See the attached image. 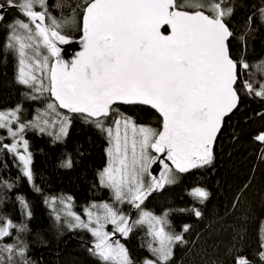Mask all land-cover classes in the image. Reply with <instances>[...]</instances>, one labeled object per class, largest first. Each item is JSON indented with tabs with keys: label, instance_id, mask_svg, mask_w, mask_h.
<instances>
[{
	"label": "snow or ice",
	"instance_id": "snow-or-ice-1",
	"mask_svg": "<svg viewBox=\"0 0 264 264\" xmlns=\"http://www.w3.org/2000/svg\"><path fill=\"white\" fill-rule=\"evenodd\" d=\"M65 6L78 12V19L53 16L48 0H0V24L5 23L6 11L19 13L7 22L0 56L5 52L15 56L16 82L29 89L28 99L39 100L46 94L49 98L45 109L37 110L29 121L21 120V105L0 109V132L4 133L0 154L11 155L23 177L40 191L33 183L32 154L24 133L28 129L45 133L59 125L54 135L60 140L67 136L71 121L59 109L80 114L106 135L110 145L108 164L99 173L100 185L110 190L114 204L127 203L139 210V216L133 219L114 204L92 203L84 208L82 218L71 210L72 197L53 196L45 202L56 226L62 222L70 230L88 231L94 238L88 251L98 264H133L127 248L114 238L117 234L127 238L134 228L146 227L151 237L148 248L155 259L144 264H168L174 246L186 243L183 233L190 226L184 225L180 233L170 231L171 210L156 215L141 206L153 193L175 184L177 173L211 164L218 134L226 117L238 109L242 95L264 100V59L249 62L246 58V37L257 22L264 24V8L234 27L229 0H84L76 6L58 0L55 5ZM72 25L80 28L83 49L65 63L57 42L69 43L62 33ZM165 26L170 29L167 35L162 32ZM51 58H56L54 63ZM118 105L154 109L161 118V130L136 124ZM110 117L112 123L106 125ZM255 140L264 144V133ZM157 162L162 166L159 176L150 171ZM62 166L71 167V159ZM13 186L0 177V187L11 190ZM192 195L199 203L209 197L200 187ZM16 199L30 219L27 201L23 196ZM238 203H233V211ZM191 212L202 216L199 208ZM107 225L113 226L111 232ZM27 229V224L0 215V264H29L27 245L19 238ZM9 237L12 242L3 243ZM258 254L264 261V240ZM233 260L252 264L239 253Z\"/></svg>",
	"mask_w": 264,
	"mask_h": 264
},
{
	"label": "trees",
	"instance_id": "trees-1",
	"mask_svg": "<svg viewBox=\"0 0 264 264\" xmlns=\"http://www.w3.org/2000/svg\"><path fill=\"white\" fill-rule=\"evenodd\" d=\"M58 0H48V10L58 19L74 15L72 8H57ZM66 5H82L84 0H62ZM234 8L231 24L239 27L249 16L258 15L264 8V0H229ZM19 13L6 11L5 23L0 24V42L6 37V25ZM22 18V17H21ZM68 36H80L77 25ZM73 31V30H72ZM166 29L163 32L166 33ZM71 32V31H70ZM68 32V33H70ZM249 62L264 59V24L257 22L254 30L246 37ZM234 52L239 46L233 42ZM17 61L15 56H0V109L22 106L21 120L35 118L37 110L43 111L49 101L47 94L39 100L28 99L29 89L16 82ZM131 116L138 125L160 130V118L150 109L142 106H117ZM71 123L67 136L55 139L56 128L39 133L28 129L24 136L32 154L31 168L36 191L18 167V162L7 154H0V177L14 183L11 190L0 187V215L10 218L14 223H25L27 231L19 238L27 245L26 258L29 264H98L97 258L89 253L88 247L94 239L83 229H69L61 222L56 226L52 210L45 201L53 196L72 197V211L83 216L84 208L92 203L114 204L109 189L99 183V172L107 166L109 147L104 133L93 124L86 123L80 114H69ZM112 117L106 125L112 123ZM264 132V100L242 95L238 109L224 123L213 147V160L204 167L192 169L187 173H177V182L151 195L141 206L142 209L160 215L169 212L170 231L180 233L184 225L185 244L173 248V256L168 264H223L234 262L239 253L252 264H264L259 257L260 243L264 240V144L254 139ZM0 132V135H3ZM5 142H8L6 140ZM71 159L72 166L64 167L62 162ZM149 178L146 176L145 180ZM196 187L203 188L209 197L203 203L192 195ZM23 196L29 205L31 218L23 215L16 199ZM237 210H232L235 201ZM115 205V204H114ZM118 209L129 215L131 205L117 204ZM199 208L200 218L191 209ZM58 208V205H57ZM186 209V211H181ZM139 216V210L135 213ZM14 236H15V230ZM112 231V229H110ZM146 227H137L120 242L127 248L133 264H144L146 259H155L149 251L151 237ZM119 235V234H117ZM13 237L5 238L3 243L12 242Z\"/></svg>",
	"mask_w": 264,
	"mask_h": 264
},
{
	"label": "water",
	"instance_id": "water-1",
	"mask_svg": "<svg viewBox=\"0 0 264 264\" xmlns=\"http://www.w3.org/2000/svg\"><path fill=\"white\" fill-rule=\"evenodd\" d=\"M163 29H166L167 30L166 33L163 32ZM162 32L165 35H167V34H169L170 29L167 26H165L164 28H162ZM81 35H82V33L77 38H74V39H71L70 38L68 44H60L61 45L60 46V50H61L60 59H62L63 61H65V63H71V61L76 58V56L78 55V53L80 51H82L83 45L81 43ZM57 43L59 44V42H57ZM66 46L70 47V50H67V49L65 50V47ZM119 106H129V105H119ZM142 107H145V108L150 109L151 111H153L160 118L159 114L154 109H151L148 106H142ZM59 110H61L63 112H66V113H69L67 110H64V109H59ZM69 114H74V113H69ZM227 118L228 117H226V119ZM160 120H161V118H160ZM160 130H161V123H160ZM161 170H162V166L159 165L158 162H157V164H153L151 166V169H150V171H152L153 175H156V176H159V173H160ZM156 193H158V192H155L153 194H156ZM136 211H137V209H134L133 207H131L130 212H129V215H131L132 218H134V215H135ZM116 238H118L119 240H121L123 237L117 236L114 239H116Z\"/></svg>",
	"mask_w": 264,
	"mask_h": 264
},
{
	"label": "rangeland",
	"instance_id": "rangeland-1",
	"mask_svg": "<svg viewBox=\"0 0 264 264\" xmlns=\"http://www.w3.org/2000/svg\"><path fill=\"white\" fill-rule=\"evenodd\" d=\"M37 10H39V9H37ZM76 26L77 25H72V26H68V27H65L64 28V30H63V33L62 34H64V35H69V34H71L72 32H74L75 31V29H73V28H76ZM73 30V31H72ZM71 31V32H70ZM68 32H70V33H68ZM60 43H59V48H60ZM70 50V47H68V46H66L65 47V50ZM54 60V58H51V62ZM50 129H53V128H50ZM261 134V133H260ZM9 142H11L10 141V139L8 140V142H6V143H9ZM110 146V145H109ZM109 148V147H108ZM152 155H155V153L153 152V153H151ZM108 160H109V158H108ZM108 163V162H107ZM170 163V162H169ZM101 171H103V170H101ZM100 171V172H101ZM99 172V173H100ZM98 176H99V174H98ZM59 198H63V197H59ZM58 198V199H59ZM65 199V198H64ZM101 203H104V202H101ZM101 203H96V204H101ZM91 205V204H90ZM115 207H117L118 208V205L117 204H115L114 205ZM61 206L58 204V208H60ZM71 210H72V207H71ZM82 218H84L83 216H82ZM136 218H137V216H136ZM133 219H135V215H134V218ZM110 229H113V226L112 225H107V227H106V230L107 231H109V232H111L110 231ZM117 236H119V235H117ZM94 239V238H93ZM121 243V242H120ZM122 244V243H121ZM223 264H234V262H225V263H223Z\"/></svg>",
	"mask_w": 264,
	"mask_h": 264
},
{
	"label": "flooded vegetation",
	"instance_id": "flooded-vegetation-1",
	"mask_svg": "<svg viewBox=\"0 0 264 264\" xmlns=\"http://www.w3.org/2000/svg\"><path fill=\"white\" fill-rule=\"evenodd\" d=\"M57 46L59 47V44H58V43H57ZM55 59H56V58H54V60H53L52 62H54V61H55Z\"/></svg>",
	"mask_w": 264,
	"mask_h": 264
},
{
	"label": "bare ground",
	"instance_id": "bare-ground-1",
	"mask_svg": "<svg viewBox=\"0 0 264 264\" xmlns=\"http://www.w3.org/2000/svg\"><path fill=\"white\" fill-rule=\"evenodd\" d=\"M259 135V134H258ZM256 137V136H255Z\"/></svg>",
	"mask_w": 264,
	"mask_h": 264
}]
</instances>
